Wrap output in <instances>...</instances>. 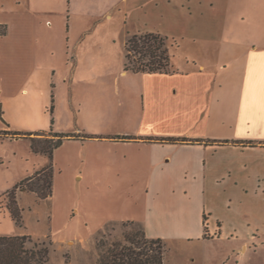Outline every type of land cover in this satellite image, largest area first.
<instances>
[{
	"label": "crops",
	"instance_id": "1",
	"mask_svg": "<svg viewBox=\"0 0 264 264\" xmlns=\"http://www.w3.org/2000/svg\"><path fill=\"white\" fill-rule=\"evenodd\" d=\"M239 7L238 0H0V67L9 70L12 58L16 77L17 68L36 66L44 39L37 17H68L67 45L77 39L73 62L86 85L107 82L85 77L104 64L106 20L135 17L127 36L157 34L174 43L171 49L185 45L180 63L169 49L170 74L114 81L131 83L119 105L133 115L132 126L75 139L108 144L139 162L155 193H183L185 204L165 210L179 219V238L213 241L223 236V213L235 198L264 193V17L241 15ZM160 212L149 208L143 228Z\"/></svg>",
	"mask_w": 264,
	"mask_h": 264
},
{
	"label": "rangeland",
	"instance_id": "2",
	"mask_svg": "<svg viewBox=\"0 0 264 264\" xmlns=\"http://www.w3.org/2000/svg\"><path fill=\"white\" fill-rule=\"evenodd\" d=\"M238 4L241 15L255 12L257 17H264V0H238ZM134 18L128 21L134 22ZM67 20L36 18L37 34L44 37L36 66L17 68L16 77H12V58L9 70L0 67V236H30L49 248V264H96L98 241H122L125 232L143 228L139 220L149 208H156L163 213L152 216L150 229H143L150 237L163 240L164 264H264V193L235 198L232 209L223 213L221 238L181 239L185 231L173 227V221L179 219L165 210L171 203L185 204L183 193H155L139 162L112 152L108 144L76 140L81 133L106 135L134 124L133 115L119 105L125 96L124 87L131 83L114 81L138 77L123 74L125 40L132 36H127V31L135 27L122 17L104 22L108 30L99 38L104 64L85 77L107 82L94 86L79 80L73 62L77 39L71 37L67 45ZM58 40H62V46ZM171 46L174 43L167 41L173 60L180 63L185 45L181 49ZM8 55L12 57V50ZM37 133L42 134L36 137L39 147L54 143L56 138H47L54 134L74 137L63 141L51 162L47 155L32 151L30 134L34 137ZM51 163L52 196L39 200L35 193L18 191L22 225L17 226L8 209L7 193Z\"/></svg>",
	"mask_w": 264,
	"mask_h": 264
},
{
	"label": "trees",
	"instance_id": "3",
	"mask_svg": "<svg viewBox=\"0 0 264 264\" xmlns=\"http://www.w3.org/2000/svg\"><path fill=\"white\" fill-rule=\"evenodd\" d=\"M168 39L157 34L131 36L125 44V71L133 74L160 73L170 74V55L167 47ZM53 134V133H50ZM42 134H36L40 136ZM31 148L36 154L47 155L51 162L54 152L62 146L63 141L72 135L54 134V143H45L39 147L38 138L31 137ZM188 142V140H167ZM54 170L52 163L33 176L28 177L8 192L10 214L17 226L22 225V213L17 203V192L35 193L39 200H46L53 193ZM34 182L31 187L23 188L24 184ZM134 223V222H130ZM100 249L96 264H164L165 247L160 238H148L144 229L125 232L122 241L101 239L97 244ZM50 250L44 244L32 241L30 236H0V264H49Z\"/></svg>",
	"mask_w": 264,
	"mask_h": 264
}]
</instances>
